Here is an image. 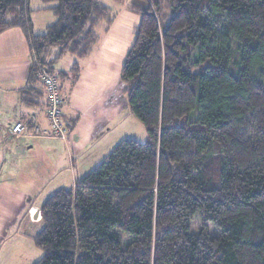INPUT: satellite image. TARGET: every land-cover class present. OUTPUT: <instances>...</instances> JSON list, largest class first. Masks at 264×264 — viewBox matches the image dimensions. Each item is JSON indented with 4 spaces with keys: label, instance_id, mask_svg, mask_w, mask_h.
Segmentation results:
<instances>
[{
    "label": "trees",
    "instance_id": "1",
    "mask_svg": "<svg viewBox=\"0 0 264 264\" xmlns=\"http://www.w3.org/2000/svg\"><path fill=\"white\" fill-rule=\"evenodd\" d=\"M41 1L55 20L34 34L30 0H0V33L25 31L38 94L39 67L55 74L51 49L85 57L109 11ZM130 2L140 20L121 78L146 139L120 140L43 201L34 264H264V0Z\"/></svg>",
    "mask_w": 264,
    "mask_h": 264
},
{
    "label": "rangeland",
    "instance_id": "2",
    "mask_svg": "<svg viewBox=\"0 0 264 264\" xmlns=\"http://www.w3.org/2000/svg\"><path fill=\"white\" fill-rule=\"evenodd\" d=\"M130 1L117 3L101 0L102 3L112 5V8L107 7L108 20L101 21L94 29L96 41L89 50V53L93 50V54L78 61L77 73L71 70L72 63L77 58L68 53L59 58H52L49 64L55 74L65 73L59 79L61 92L68 106L65 109L78 108L81 124H97L92 153L82 155L80 163L91 154L99 156L106 148L109 151L122 139L132 138L140 142L146 139L144 126L130 112L126 85L121 78V68L133 44L134 32L140 20ZM47 5L41 0H30V24L34 34L44 32L45 26L54 21L48 10H36ZM162 5V22L165 23L166 14L170 13V10L167 4ZM57 54L54 51L51 56ZM1 87L9 89L7 91L11 88L8 83ZM101 141L107 144L103 146ZM51 147L56 150L46 155L41 151L39 155L40 160L48 167L43 179L38 183L39 193L33 195L25 193L23 188L27 184V174L30 175L32 171V174L37 175L42 162L38 160L30 171L18 163L9 169L3 165L9 155L0 152V264H34L43 254L34 241V236L42 225L38 208L43 196L52 191L49 190L54 186L56 179L61 173L63 175L60 166L66 157L64 150L57 149L55 145ZM79 162L75 167L80 174ZM65 186L68 188L71 183ZM202 226L203 223L196 215L190 223V232L197 234ZM206 228L210 235L218 234L212 224L207 223Z\"/></svg>",
    "mask_w": 264,
    "mask_h": 264
},
{
    "label": "crops",
    "instance_id": "3",
    "mask_svg": "<svg viewBox=\"0 0 264 264\" xmlns=\"http://www.w3.org/2000/svg\"><path fill=\"white\" fill-rule=\"evenodd\" d=\"M99 1L101 2V0ZM102 4L109 9L112 8V5L106 4V2ZM48 6H50V4L45 7H40L36 10L45 11L47 10ZM48 12L51 11L48 10ZM47 26L48 25H46L44 29H46ZM51 50L52 52L58 51L56 48H53ZM89 54H93V50L90 53L88 52L86 56H88ZM53 57L54 56H52V58ZM85 57L80 59L77 58V61L81 59L83 60ZM31 64L32 51L30 49L28 37L26 36L25 31L20 27H12L1 32L0 152L9 155V157L7 158L8 160H6L3 165L9 169H12L13 166L18 163V165L20 164L21 166H25V168L30 171L34 164L38 162V160L41 161L39 158V155H41V151L45 155L48 153H52L54 149L51 147V145H55L57 149H61L66 152V157L64 158L60 166L61 171H63V175L61 173L59 175V178L56 179L54 186L49 190L52 191L47 192L43 196L41 200L42 204L43 201L56 189L60 187H67L65 185H69V183H71L70 187H73L76 180L79 179L84 173L95 167L98 163H100L114 146L109 151H107L108 148H106L99 156L91 154L86 157V160L82 159L80 163V157L82 155H87L92 151L94 141L96 140L97 124L94 122H89L87 123V125L81 124L78 118L80 113L79 109H65V107H68L65 102L62 107V113L63 120L67 128L66 142L59 138L44 136H22L17 139L12 138L9 133L11 125L15 121L28 119L32 115L36 117L37 124L40 127L44 129L48 128V124L44 114L45 94L41 92V88L39 85L36 86L40 90V94H38L39 92L37 93L35 90H33L34 93H32V84L31 82H28V75ZM5 70L7 72H5ZM5 79L7 82H5ZM7 83L9 84V86H11L10 91H7L9 89L1 87V85ZM10 94L12 95L10 96ZM103 142L105 141H101V144H103V146L107 144V142ZM89 157L92 158L89 159ZM49 161H51V159H49ZM78 162L80 164V174L75 167L76 163ZM40 167L41 168L37 172V175L34 173L32 174V171L30 175L27 174V184L23 188V191H25V193L32 195L34 193H39L37 186L39 181L43 179L48 166H46V164L42 162Z\"/></svg>",
    "mask_w": 264,
    "mask_h": 264
},
{
    "label": "built area",
    "instance_id": "4",
    "mask_svg": "<svg viewBox=\"0 0 264 264\" xmlns=\"http://www.w3.org/2000/svg\"><path fill=\"white\" fill-rule=\"evenodd\" d=\"M38 81L45 94L44 114L48 128L44 129L37 124L36 117L30 116L26 120L16 121L10 127V136L55 137L67 141V128L62 118L64 95L60 91L58 76L41 65L36 73Z\"/></svg>",
    "mask_w": 264,
    "mask_h": 264
}]
</instances>
